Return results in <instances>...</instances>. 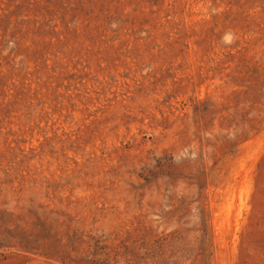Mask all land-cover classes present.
<instances>
[{"label":"rangeland","instance_id":"rangeland-1","mask_svg":"<svg viewBox=\"0 0 264 264\" xmlns=\"http://www.w3.org/2000/svg\"><path fill=\"white\" fill-rule=\"evenodd\" d=\"M0 264H264V0H0Z\"/></svg>","mask_w":264,"mask_h":264}]
</instances>
